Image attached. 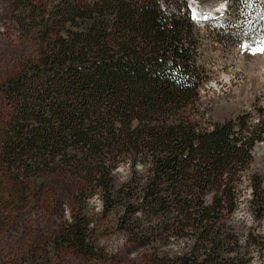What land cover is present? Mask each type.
<instances>
[{"label":"trees","instance_id":"1","mask_svg":"<svg viewBox=\"0 0 264 264\" xmlns=\"http://www.w3.org/2000/svg\"><path fill=\"white\" fill-rule=\"evenodd\" d=\"M225 1L229 20L200 28L189 0H12L0 177L21 204L50 178L72 186L55 253L93 256L83 208L97 197L144 264H264L263 180L250 173L264 107L214 121L200 96L206 41L264 40L261 5Z\"/></svg>","mask_w":264,"mask_h":264},{"label":"rangeland","instance_id":"2","mask_svg":"<svg viewBox=\"0 0 264 264\" xmlns=\"http://www.w3.org/2000/svg\"><path fill=\"white\" fill-rule=\"evenodd\" d=\"M201 1L197 5L203 16L208 12L215 14L214 10L225 3V0ZM12 10V0H0V55L8 50L10 40L2 32L10 25ZM223 17H229L227 5ZM205 23L217 25L208 16ZM206 43L202 62L208 80L202 85L200 96L203 105L210 110L212 119L221 120L236 112L257 113L258 108L264 107V53H253L260 43L257 46L241 44L236 47ZM255 146L257 150H253L254 161L250 173L262 178L264 188V141ZM118 173L120 176L127 175L125 169ZM10 189L11 181L0 177V264H144L143 258L148 250L127 241L116 227L115 214L105 217L101 214L97 197L89 200L83 208L84 215L91 223L89 239L93 256L71 249L59 255L51 249L50 238L60 231L65 222L70 221L71 210L77 209L71 195L72 186L50 178L28 204L12 202L8 193ZM242 189H248L246 180ZM238 215L245 217L246 227H254L244 204L240 206ZM252 264L260 263L255 260Z\"/></svg>","mask_w":264,"mask_h":264},{"label":"snow or ice","instance_id":"3","mask_svg":"<svg viewBox=\"0 0 264 264\" xmlns=\"http://www.w3.org/2000/svg\"><path fill=\"white\" fill-rule=\"evenodd\" d=\"M258 2L261 8L264 9V0H249V3ZM261 17L264 18V11H261ZM253 53H264V40H261L260 44L254 48Z\"/></svg>","mask_w":264,"mask_h":264},{"label":"water","instance_id":"4","mask_svg":"<svg viewBox=\"0 0 264 264\" xmlns=\"http://www.w3.org/2000/svg\"><path fill=\"white\" fill-rule=\"evenodd\" d=\"M253 150L256 151V146H254Z\"/></svg>","mask_w":264,"mask_h":264},{"label":"bare ground","instance_id":"5","mask_svg":"<svg viewBox=\"0 0 264 264\" xmlns=\"http://www.w3.org/2000/svg\"><path fill=\"white\" fill-rule=\"evenodd\" d=\"M199 10H198V8H197V12H198ZM200 13V12H199ZM201 16H203L202 14H201ZM256 150H257V148H256Z\"/></svg>","mask_w":264,"mask_h":264}]
</instances>
